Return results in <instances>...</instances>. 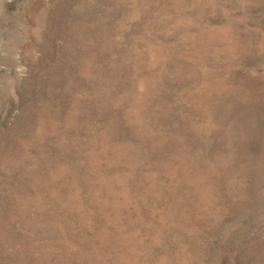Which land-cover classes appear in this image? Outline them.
<instances>
[{
    "label": "rangeland",
    "instance_id": "rangeland-1",
    "mask_svg": "<svg viewBox=\"0 0 264 264\" xmlns=\"http://www.w3.org/2000/svg\"><path fill=\"white\" fill-rule=\"evenodd\" d=\"M0 264H264V0H0Z\"/></svg>",
    "mask_w": 264,
    "mask_h": 264
}]
</instances>
